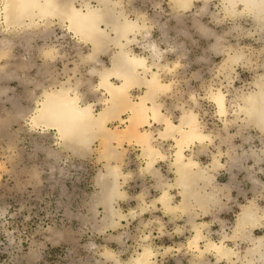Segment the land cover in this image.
<instances>
[{
    "label": "rangeland",
    "instance_id": "1",
    "mask_svg": "<svg viewBox=\"0 0 264 264\" xmlns=\"http://www.w3.org/2000/svg\"><path fill=\"white\" fill-rule=\"evenodd\" d=\"M121 2L130 19L146 20L150 30L146 40L140 37L134 42L133 50L148 55L143 44L155 43L164 51L167 68L161 77L168 89L154 97V103L176 123L185 110H192L200 130L209 137L188 150L187 157L195 156L203 166L222 157L221 152L208 157L207 142L214 147V137L227 140L228 148L236 152L264 154V132L247 123L244 113L237 116L239 104H244L242 96L255 90V82L264 75V29L243 6H238L241 13L237 17H231L221 0L208 5L197 1L188 9L177 7L172 0ZM75 4L98 7L96 0H76ZM1 19L0 15V28L5 26L7 31L0 32V43L6 39L10 43L8 55L0 61V264H130L145 242L157 252L154 264H229L214 254L190 250L188 213L158 206L161 192L176 181L177 143L163 133L164 124L142 127L152 133L154 145L164 153L154 169L148 170L139 140L125 131L126 108L108 119L118 141L97 136L88 149L68 147L55 129L31 123L45 92L63 84L72 86L83 104L102 109L103 92L91 88L98 82L91 74L96 64L87 58L91 46L56 18L49 25L27 30L25 26L8 27ZM114 50L100 55L101 63L110 65ZM233 56L239 61L233 62ZM212 90L226 95L227 116L217 112L210 98ZM146 91L138 85L130 97L138 100ZM261 162L263 167L252 166L253 161L251 170L259 175L262 182L258 183L264 184ZM111 165L120 173L123 192L112 205L124 215H116L113 219L122 221L113 225L106 204L98 199L104 186L100 176ZM263 191L232 208L221 203L207 214H196V219L209 222L206 234L221 242L225 233L234 234L233 223L243 204L256 201L264 213ZM171 192L178 202V189ZM261 228L256 235L264 233ZM227 244L237 252V264H243L249 241L238 236Z\"/></svg>",
    "mask_w": 264,
    "mask_h": 264
},
{
    "label": "bare ground",
    "instance_id": "2",
    "mask_svg": "<svg viewBox=\"0 0 264 264\" xmlns=\"http://www.w3.org/2000/svg\"><path fill=\"white\" fill-rule=\"evenodd\" d=\"M2 1L1 20L8 27L18 25L25 26V30L34 29L39 25H49L55 18L65 22L71 31L91 46L87 58L96 64L91 74L98 78L97 84L91 88L104 94L103 107L96 111L93 103L83 104L81 96L72 92V86L63 84L56 90L45 92L43 100L38 102L32 114L31 123L37 127L55 129L61 141L68 147L88 149L92 138L97 136L118 141V135L113 129H109L108 119L110 114L126 108L129 117L125 131L139 140L148 170L154 169L158 158L164 156V153L154 145L152 133L142 127L164 124L166 132L163 133L174 137L177 143L173 160L176 181L168 183L169 188L161 192L156 199L158 206L162 205L171 212L181 210L188 213L192 226V234L187 244L190 250L199 252L200 255L214 254L218 261L226 260L229 264H237V252L227 241L239 236L249 241V246L241 258L242 263L264 264V233L254 234L255 229L264 225V213L256 201L242 205L237 215L234 234L225 233L221 242L214 241L206 234L209 227L207 222L196 219V214H207L214 207H219L223 202L222 197L225 196L223 190L228 187L217 185L216 182L214 184L216 176L212 170L215 173L221 167L218 157L209 165L203 166L195 156L186 155L192 147L209 139L200 130L197 114L192 110H185L181 121L176 123L166 117L161 106L153 101L154 97L168 89L161 77V71L167 68V63L164 62V51L155 43L143 44L142 48L149 52L148 55L136 53L132 48L140 37L143 41L149 37L150 30L146 20L140 17L136 20L130 19L121 9V0H96L98 7L85 4L84 8L76 6V0ZM172 1L177 7L188 9L197 1L208 5L211 0ZM221 3L226 15L231 17H237L241 13L238 6L242 5L243 11L250 14L256 24L264 29V0H221ZM6 31L5 26L0 28L1 33ZM7 41L8 39L0 43V61L8 55L7 46L10 42ZM112 47L115 50L111 54L110 65L101 63L100 55L107 53ZM238 59L236 56L231 58L233 62H238ZM255 84V90L242 96L244 104H239L237 116L244 113L247 115V123H253L264 132V75ZM138 85H143L147 91L138 100H134L130 97L131 91ZM210 98L216 105L217 112L227 116L229 110L226 95L221 90H212ZM119 176L115 165H111L108 172L100 176L104 186L98 199L106 204L112 225L120 223L124 217L112 205L113 200L123 193ZM172 188L178 189V202L173 201ZM116 215L121 218L113 219ZM156 255L152 245L145 242L130 264H154Z\"/></svg>",
    "mask_w": 264,
    "mask_h": 264
},
{
    "label": "crops",
    "instance_id": "3",
    "mask_svg": "<svg viewBox=\"0 0 264 264\" xmlns=\"http://www.w3.org/2000/svg\"><path fill=\"white\" fill-rule=\"evenodd\" d=\"M212 139H214L213 141L216 142V144L214 147H212L210 146L209 142H207L208 143L207 146L209 150L208 157H211V155L215 156L220 152L222 154V157L219 158L221 162V167L215 170L214 173V176H216L214 179V184L216 182L217 185L229 187V191L227 189L225 196H223L224 198L222 197V201H223L222 203L224 205H227V207L232 208L236 205L242 204L243 202L251 200V198L253 199L254 197L253 195H255L258 192V190L264 189V184L261 185L258 183V180L260 181L259 175H255L254 172L251 170V167L257 166V164L259 166H262L261 161L264 160L263 152L248 151L246 153H239L236 152V150L235 151L232 150V148H228L227 144L225 143L227 140H222L221 138H216V137ZM262 139H264V137H262ZM257 156H259L260 161L259 159H257ZM233 160L237 161V163ZM253 161L255 164L251 166V163ZM241 175H243L242 178ZM262 193L264 194V191ZM233 224L235 227V223ZM260 229L262 228L255 229L254 234L256 235V232L260 231Z\"/></svg>",
    "mask_w": 264,
    "mask_h": 264
}]
</instances>
